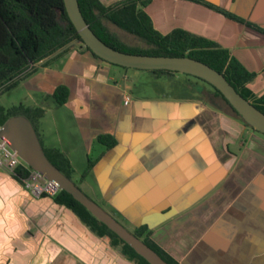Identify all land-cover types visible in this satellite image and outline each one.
Returning a JSON list of instances; mask_svg holds the SVG:
<instances>
[{"label":"crops","instance_id":"crops-1","mask_svg":"<svg viewBox=\"0 0 264 264\" xmlns=\"http://www.w3.org/2000/svg\"><path fill=\"white\" fill-rule=\"evenodd\" d=\"M143 10L162 35L182 30L228 50L264 95V0H153ZM148 73L149 87L130 88L139 70L77 46L20 85L44 112L35 123L44 149L60 151L73 174L95 162L81 184L130 232L147 226L178 264H264V135L206 103L196 80ZM59 87L69 90L63 105ZM0 264L135 263L0 168Z\"/></svg>","mask_w":264,"mask_h":264},{"label":"trees","instance_id":"trees-1","mask_svg":"<svg viewBox=\"0 0 264 264\" xmlns=\"http://www.w3.org/2000/svg\"><path fill=\"white\" fill-rule=\"evenodd\" d=\"M78 1L83 17L90 28L110 47L129 54L189 57L198 60L224 75L241 96L264 113V95L258 97L249 89V84L254 81L256 74L249 72L228 50L220 48L213 42L182 30L174 31L169 35L160 34L143 10L153 0H124L108 7L104 6L100 0ZM109 23L144 41L149 47H131L124 44L109 28ZM75 42L76 45L67 48ZM77 46L99 58L85 46L70 21L64 0H0V95L19 86L25 78L35 73L38 64L43 63L48 66ZM61 51L63 52L54 57ZM149 72L158 77L178 73L166 70ZM186 76L198 82L193 88L206 103L251 128L218 89L200 78ZM53 97L58 105H63L69 98V90L66 87H59ZM21 110L26 114H36L37 117L44 113L43 110H32L23 105L13 110L0 107V128L9 118L19 115L17 112ZM99 141L108 148L116 145L115 139L111 136L100 137ZM44 151L49 160L72 179L74 169L69 160L58 150L54 152V155L46 149ZM94 164L95 162L89 161L82 173V180L87 178ZM18 174L25 177L29 172L26 168L20 167ZM53 198L57 204L72 210L93 233L100 237H108L111 245L127 259L135 264H150L71 194L59 191ZM132 233L155 250L167 263L178 264L152 242L150 238L152 232L147 226L138 227Z\"/></svg>","mask_w":264,"mask_h":264},{"label":"water","instance_id":"water-1","mask_svg":"<svg viewBox=\"0 0 264 264\" xmlns=\"http://www.w3.org/2000/svg\"><path fill=\"white\" fill-rule=\"evenodd\" d=\"M64 2L70 21L75 26L85 46L102 60L128 69L166 70L200 78L218 89L246 124L264 135V113L241 96L224 75L209 65L189 57L136 55L118 51L103 42L90 28L83 17L78 0H64ZM76 44V42L72 43L67 48ZM63 51L58 52L54 57ZM0 138L17 151L26 164L55 183L60 191L71 194L74 199L150 264H169L155 250L127 230L111 214L87 196L71 178L49 160L39 135L29 118L24 115L9 118L0 128Z\"/></svg>","mask_w":264,"mask_h":264},{"label":"rangeland","instance_id":"rangeland-1","mask_svg":"<svg viewBox=\"0 0 264 264\" xmlns=\"http://www.w3.org/2000/svg\"><path fill=\"white\" fill-rule=\"evenodd\" d=\"M108 26L114 33H116L119 36L120 40L124 44L131 46V47H141V48L149 47L148 44H146L144 41L138 39L135 36L128 34L127 32L117 28L116 26H113L110 23L108 24ZM126 70H131V69H126ZM140 72H141L140 78L131 79L129 82L126 81V82H128V85L130 88H134V86L136 84H141L143 87H147L149 85L150 82H146L147 78L149 77L148 74H150V73H148L149 71H140ZM174 75L183 76V78H190L192 80H195L194 78L188 77L185 74H181V73H174ZM152 78L154 79V77H152ZM165 83H166V81L164 79L161 81H158V84L161 86H163V84H165ZM151 84H153V86H154V84H155L154 81H151ZM175 85H176V87H184V85H186V84H185V81H180V82H177ZM20 105H23L24 107L30 108L32 110H34V109L31 108V106H33V105L36 106L32 102V98L29 97V92H27L22 85H19V86L13 88L12 90L7 91V92L0 95V107H3L7 110H13L14 108H17ZM17 114L24 115L27 118H29V120L32 123H34L33 125H35V123L37 121L36 120L37 119L36 114H26L22 110L17 112ZM34 127L36 129V126H34ZM85 167H86L85 165H80V164L75 165L76 172L71 175L73 182H75V184L87 196H89L92 200H94L97 204H99L103 209H105L107 212H110L100 198H97L96 196H94V194H92V192L89 189H87V187L84 184L83 185L81 184L80 177L82 176V173L85 170ZM120 223H123V222H120ZM123 225L125 226V223H123ZM125 227H127V226H125ZM127 229L129 231H132V230H130V228H127Z\"/></svg>","mask_w":264,"mask_h":264},{"label":"built area","instance_id":"built-area-1","mask_svg":"<svg viewBox=\"0 0 264 264\" xmlns=\"http://www.w3.org/2000/svg\"><path fill=\"white\" fill-rule=\"evenodd\" d=\"M128 102H126L127 104ZM24 167L28 170V176H20L18 169ZM0 168L8 171L17 178L23 187L31 191L35 196L47 195L54 197L59 193L57 185L49 181L43 174L32 169L19 156L18 152L12 149L8 143L0 138Z\"/></svg>","mask_w":264,"mask_h":264}]
</instances>
